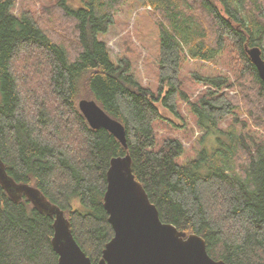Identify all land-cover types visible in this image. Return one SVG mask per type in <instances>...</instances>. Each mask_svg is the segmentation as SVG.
I'll return each instance as SVG.
<instances>
[{
    "label": "trees",
    "instance_id": "obj_1",
    "mask_svg": "<svg viewBox=\"0 0 264 264\" xmlns=\"http://www.w3.org/2000/svg\"><path fill=\"white\" fill-rule=\"evenodd\" d=\"M127 1L85 0L73 8L55 0L38 10L32 2L17 15L15 0H0L5 174L62 210L75 242L96 264L113 236L103 207L109 160L128 156L162 222L200 236L214 260L264 264V136L254 130L264 131V82L247 53L257 47L264 61V0H144L159 32L158 93L135 79L125 58L113 61L99 39ZM220 55L229 75L181 72L185 58ZM80 99L94 100L121 123L125 145L90 127ZM181 104L213 139L184 164L182 141L159 133L180 128L173 118L184 122ZM52 223L0 184V264H57Z\"/></svg>",
    "mask_w": 264,
    "mask_h": 264
},
{
    "label": "water",
    "instance_id": "obj_2",
    "mask_svg": "<svg viewBox=\"0 0 264 264\" xmlns=\"http://www.w3.org/2000/svg\"><path fill=\"white\" fill-rule=\"evenodd\" d=\"M247 53L264 82V61L259 48H250ZM78 108L91 128H104L125 145L121 123L107 115L94 100L80 99ZM106 182L103 207L113 236L104 245L96 264H226L207 254L200 236L186 235L160 220L155 205L134 178L128 156L109 160ZM0 184L14 200L24 196L40 212L53 217L51 244L58 256L57 264H93L75 242L63 211L37 189L14 183L5 174L1 161Z\"/></svg>",
    "mask_w": 264,
    "mask_h": 264
},
{
    "label": "rangeland",
    "instance_id": "obj_3",
    "mask_svg": "<svg viewBox=\"0 0 264 264\" xmlns=\"http://www.w3.org/2000/svg\"><path fill=\"white\" fill-rule=\"evenodd\" d=\"M55 0H15L13 13L19 14L21 8H31L35 3V10L43 5H49ZM85 0H66L70 7H77ZM144 0H128L121 5L115 13L114 22L105 33L99 35V39L106 42L109 56L113 61L125 58L130 63V71L135 79L151 91L158 93L159 83L157 79L156 61L158 58V27L149 14L150 8L145 6ZM264 56V40L261 44ZM195 71L203 76H210L216 73L229 75L228 67L222 55L208 61L191 60L185 58L181 64V72L186 74ZM194 87V86H193ZM163 116L172 118L161 106L155 102ZM181 114L184 122L179 119L173 120L180 124L179 129L160 130L159 133H169L179 138L184 145V152L179 157V162L184 164L194 158L198 149L205 147L210 149L213 139L204 137L203 133L195 126L194 118L188 111L187 105L181 104ZM230 119L227 118L221 123V129H226ZM236 132H241L240 125H234ZM259 136H264V131L254 129ZM227 141L225 136H220Z\"/></svg>",
    "mask_w": 264,
    "mask_h": 264
},
{
    "label": "flooded vegetation",
    "instance_id": "obj_4",
    "mask_svg": "<svg viewBox=\"0 0 264 264\" xmlns=\"http://www.w3.org/2000/svg\"><path fill=\"white\" fill-rule=\"evenodd\" d=\"M16 195V194H15Z\"/></svg>",
    "mask_w": 264,
    "mask_h": 264
}]
</instances>
